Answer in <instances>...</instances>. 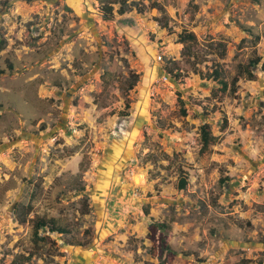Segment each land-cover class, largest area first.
Masks as SVG:
<instances>
[{
    "label": "rangeland",
    "instance_id": "obj_1",
    "mask_svg": "<svg viewBox=\"0 0 264 264\" xmlns=\"http://www.w3.org/2000/svg\"><path fill=\"white\" fill-rule=\"evenodd\" d=\"M109 1L0 0V264H264V0ZM252 57L235 91L209 76ZM104 177L114 228L92 203ZM28 202L70 232L36 238Z\"/></svg>",
    "mask_w": 264,
    "mask_h": 264
},
{
    "label": "trees",
    "instance_id": "obj_2",
    "mask_svg": "<svg viewBox=\"0 0 264 264\" xmlns=\"http://www.w3.org/2000/svg\"><path fill=\"white\" fill-rule=\"evenodd\" d=\"M190 1L192 2L193 0H190ZM116 3L120 4L116 12L119 15L125 14L128 9L126 8L125 0L109 1L107 4L102 6L103 13L106 16H112L113 4H116ZM139 10H142V9L139 8ZM247 31L251 32L250 30H247ZM177 37H178L179 42H182V43H186L187 41L189 42L196 41V36L193 32L182 31L178 33ZM255 37L258 39L260 38L258 34ZM2 42H3V39L0 38V44H2ZM221 52L222 54L225 53L224 45L222 46ZM260 60H261V57H252L248 60L247 63L238 65L237 74L229 82L224 79L223 69L220 64L214 66L209 76L214 80V82H217L220 85V88L223 91L226 89L235 91L237 82L241 77L244 76L247 78H253L255 69L257 68ZM166 70L169 74H171V78L175 80V77L178 76L177 73H173V70L170 68H166ZM3 72L4 70L0 69V73H3ZM134 84L135 83L130 84L129 88H132ZM130 108H131V102L128 99H125L122 105V110L119 112V115L124 116V117L129 116ZM182 112L184 114L187 113L186 110H182ZM200 131H201L202 150H205L210 144V142L213 140V136L211 134V129H210L209 124L208 123L202 124L200 127ZM187 178L188 177L185 175L179 179V184H178L179 189H184L186 187ZM221 180L222 182H225L227 179H221ZM14 210H15L16 218L19 220L20 223L25 224V223H28V221L32 222L33 234L36 238L42 237L40 235V232L42 230H47L48 232L57 233V234H67L70 232L66 226L60 225L53 218H44L39 215H34V217L29 219L28 214H30L32 211V205L30 202H28L23 207L17 206ZM167 229H168V225L164 221L150 219V222L148 224L147 236L152 241V244L149 247L148 252L151 256L157 257L160 260V262L166 261L167 258L173 254V250L170 247L166 239L167 236H166L165 231Z\"/></svg>",
    "mask_w": 264,
    "mask_h": 264
},
{
    "label": "crops",
    "instance_id": "obj_3",
    "mask_svg": "<svg viewBox=\"0 0 264 264\" xmlns=\"http://www.w3.org/2000/svg\"><path fill=\"white\" fill-rule=\"evenodd\" d=\"M109 184H110L109 179L104 177L103 179L97 181L95 188L92 190V201H93L92 203L94 205V210H96V213L98 215H101V217L103 218L99 223L98 227L104 225L105 228H110V227L114 228L115 216H111L107 211V207L110 208V205L116 203L115 200H112V197L109 196L108 194ZM105 202H107V204ZM105 213L106 215H108V217L105 215ZM79 258L82 260L81 264H83V260L85 258L83 256L82 258L81 257Z\"/></svg>",
    "mask_w": 264,
    "mask_h": 264
}]
</instances>
